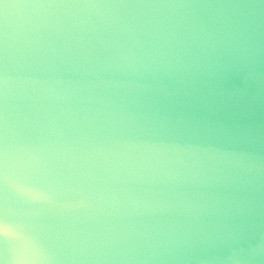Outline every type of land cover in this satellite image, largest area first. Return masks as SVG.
<instances>
[{"label":"water","instance_id":"95a60500","mask_svg":"<svg viewBox=\"0 0 264 264\" xmlns=\"http://www.w3.org/2000/svg\"><path fill=\"white\" fill-rule=\"evenodd\" d=\"M0 264H264V0H0Z\"/></svg>","mask_w":264,"mask_h":264}]
</instances>
